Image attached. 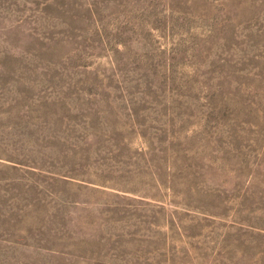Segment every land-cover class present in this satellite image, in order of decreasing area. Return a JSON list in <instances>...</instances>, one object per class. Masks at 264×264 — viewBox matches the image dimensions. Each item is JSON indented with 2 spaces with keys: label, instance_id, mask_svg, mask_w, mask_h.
Masks as SVG:
<instances>
[{
  "label": "rangeland",
  "instance_id": "obj_1",
  "mask_svg": "<svg viewBox=\"0 0 264 264\" xmlns=\"http://www.w3.org/2000/svg\"><path fill=\"white\" fill-rule=\"evenodd\" d=\"M0 264H264V0H0Z\"/></svg>",
  "mask_w": 264,
  "mask_h": 264
}]
</instances>
